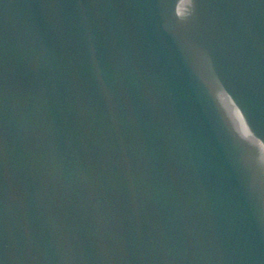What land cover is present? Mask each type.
Masks as SVG:
<instances>
[{
  "label": "water",
  "instance_id": "obj_1",
  "mask_svg": "<svg viewBox=\"0 0 264 264\" xmlns=\"http://www.w3.org/2000/svg\"><path fill=\"white\" fill-rule=\"evenodd\" d=\"M0 264H264V0H0Z\"/></svg>",
  "mask_w": 264,
  "mask_h": 264
}]
</instances>
